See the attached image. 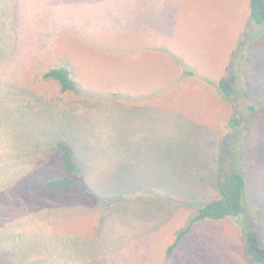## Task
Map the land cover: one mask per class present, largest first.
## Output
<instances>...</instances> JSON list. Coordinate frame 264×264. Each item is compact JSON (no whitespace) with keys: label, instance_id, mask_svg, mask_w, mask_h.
Here are the masks:
<instances>
[{"label":"rangeland","instance_id":"1","mask_svg":"<svg viewBox=\"0 0 264 264\" xmlns=\"http://www.w3.org/2000/svg\"><path fill=\"white\" fill-rule=\"evenodd\" d=\"M249 23V0H0V264H251L233 219L195 224L166 258L215 193L230 69L259 107L242 164L264 244V32L251 41ZM62 62L80 93L43 78ZM60 139L81 177L47 190L66 175Z\"/></svg>","mask_w":264,"mask_h":264},{"label":"trees","instance_id":"2","mask_svg":"<svg viewBox=\"0 0 264 264\" xmlns=\"http://www.w3.org/2000/svg\"><path fill=\"white\" fill-rule=\"evenodd\" d=\"M5 12L11 16L12 7L6 1ZM249 26L245 36L250 33V40L258 39L264 32V0H249ZM5 56L1 51L0 55ZM230 69L229 77L222 78L217 84L218 92L226 99L238 104L229 119L230 131L221 138L219 152L216 157V166L213 170V196L196 199L193 204V215L188 220L185 228L175 236L174 241L166 250V258L175 254L182 239L197 223L218 222L226 219L236 220L243 232L245 254L251 264H264L263 235L258 228V215L253 210L247 209L248 180L243 171L242 156L247 140L248 127L252 117L258 112L259 107L249 101H237L239 89L237 81L241 74L233 75ZM43 78L54 81L61 92L80 93L79 81L76 79L73 68L68 62H62L50 67ZM242 97V96H241ZM55 144L61 153L66 175L47 180L44 187L47 190H60L78 185L82 170L77 164L73 145L68 140H56ZM188 198V197H187Z\"/></svg>","mask_w":264,"mask_h":264}]
</instances>
